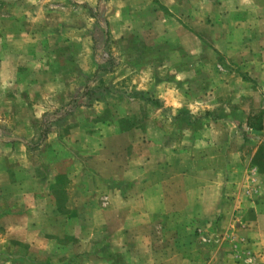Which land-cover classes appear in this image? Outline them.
<instances>
[{
  "label": "rangeland",
  "instance_id": "rangeland-1",
  "mask_svg": "<svg viewBox=\"0 0 264 264\" xmlns=\"http://www.w3.org/2000/svg\"><path fill=\"white\" fill-rule=\"evenodd\" d=\"M216 1L0 0V264H240L216 217L140 219L117 187L174 153L184 182L192 152L197 184L264 202V0ZM192 32L194 73L166 58Z\"/></svg>",
  "mask_w": 264,
  "mask_h": 264
},
{
  "label": "crops",
  "instance_id": "crops-1",
  "mask_svg": "<svg viewBox=\"0 0 264 264\" xmlns=\"http://www.w3.org/2000/svg\"><path fill=\"white\" fill-rule=\"evenodd\" d=\"M175 1H177L178 4L181 3L183 6L187 2L189 4V7L192 6V4L190 3H193V0ZM203 1L204 3H206V0ZM218 1L220 0H217L215 3L218 4ZM220 2H222V7L225 2L223 0H221ZM255 9V7L252 8L253 11H255ZM262 21H264V19ZM192 34L195 37V34L193 32ZM183 35L178 42L181 47L177 48V50L175 51L172 50L168 52L167 54L171 55L166 56V58L171 57L173 65L186 67L187 71H191L194 73L197 71L198 66H204L203 50L200 47L199 49H196L194 47V44L196 43V37L194 38L193 35H184L187 40L189 39V43L186 46L183 42ZM190 42L193 44V46L190 45ZM200 45L201 42L199 41V46ZM216 48L219 49V52L221 51L220 53H227L223 52L220 47ZM217 56H219V54H217ZM227 56L229 57V54ZM231 60L236 61L234 59ZM191 151H193L192 148ZM188 155L189 157L187 158L189 159L190 163L187 165V168H185V171H187V177L184 178V182L180 183V178L177 177L180 174L178 168L179 166L177 165L180 158H178L179 156L174 153L171 156L172 163H170L172 165V172H174L173 176H165L163 174V169L160 167V169L157 170V177L154 180L143 178L138 181L137 184H133V190L131 189L133 181L131 171L132 165L134 164L131 160H129V166H126L124 168L122 175L124 181L122 183L119 182L121 184H118L117 187L123 185V189H130L128 190V192L124 191L122 193H119V196L124 202H130V204L133 202L134 207L132 209V212L137 209V217L140 219L145 218L146 220L152 221L153 219H165L166 217L170 216L172 218H187V220L189 219L188 222H192L194 218H197L201 222V227H203V230H206V227L211 226L209 222L213 223L214 216L216 217L213 224L214 229H212L211 231L214 234V230H216L217 233L223 235L222 239L216 242L218 243L216 244L217 247L219 248L221 245H226V247L237 250V255L240 257V264H262L264 262L263 200L260 201V199L257 198L255 200L248 201L244 197V195H241L240 199L237 198L236 200H233L232 204L229 205L226 196L222 195L221 184L215 185V191L213 192V184L209 181V179L207 180V183L202 182L200 184H197L194 179L189 178L190 174H194L192 170L195 168L194 166L196 165L197 158L194 157V154L192 152H189ZM166 162V160L163 161V168H168ZM114 163L111 164L110 167H112L115 171V169H117L118 167L112 166L115 165ZM113 176L119 175L114 172ZM109 186L110 190L105 198L107 199V203L105 205L106 207L105 209H101V211L104 213H111L112 211L116 210L117 207L118 209H123V207L121 206L113 205V202L117 199V195H113V190H115L116 185H113L111 183ZM45 196L47 198L50 197L48 195ZM241 202H244V205L240 206ZM232 206L233 209H231ZM43 208L44 207H42L40 204H35V214H41ZM48 208L49 207L46 206L45 210H47ZM45 212L46 211H43L42 213L44 214ZM61 213L62 212H60L59 214ZM75 214H78V211L75 212ZM253 216L254 219H252ZM37 224L40 225L39 222H37ZM147 227L150 228L152 226L149 225ZM44 230L45 228L42 229V231ZM140 230H144V233H146L151 229L147 230V228H140ZM208 230L209 228L206 231ZM47 231L52 233L53 230L52 228H50L47 229ZM63 232L65 233L66 231L63 230ZM259 236L262 237V239H260ZM148 245L149 244H147V246L145 247L146 249H148ZM158 256L159 255L155 256L154 264H163V260L158 258ZM175 256L179 257L178 254H176ZM188 258L192 259L193 264H195V257ZM199 260H201L203 264H206L207 262V259L205 258H200ZM188 261L191 262L190 260ZM150 264H153V262Z\"/></svg>",
  "mask_w": 264,
  "mask_h": 264
}]
</instances>
